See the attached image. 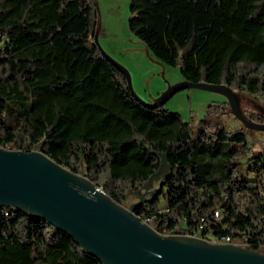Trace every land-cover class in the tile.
Listing matches in <instances>:
<instances>
[{
  "label": "trees",
  "instance_id": "trees-1",
  "mask_svg": "<svg viewBox=\"0 0 264 264\" xmlns=\"http://www.w3.org/2000/svg\"><path fill=\"white\" fill-rule=\"evenodd\" d=\"M70 5L82 25L65 34L66 43L79 56L88 51V70L99 65L103 86L81 105L71 99L68 63L40 4L0 0V148L39 151L119 206L143 188L163 154L169 171L135 216L164 236L228 239L261 253L264 150L252 153L240 122L231 129L220 121L228 103L209 105L213 123L194 127L164 105L137 101L98 50L95 0H58L55 9L66 13ZM129 13L130 33L184 81L264 100V0H131ZM240 113L263 125L260 115ZM0 264L101 263L45 221L4 207Z\"/></svg>",
  "mask_w": 264,
  "mask_h": 264
},
{
  "label": "water",
  "instance_id": "water-1",
  "mask_svg": "<svg viewBox=\"0 0 264 264\" xmlns=\"http://www.w3.org/2000/svg\"><path fill=\"white\" fill-rule=\"evenodd\" d=\"M106 59L123 74L130 94L143 103L135 96L127 72ZM188 88L224 95L231 113L245 128L264 132V126L245 119L232 90L222 85L183 80L146 105L163 106ZM164 165L168 169L163 177L169 166L160 154L159 168L146 184L158 178ZM143 202L124 209L85 177L73 174L39 151L0 148V208L22 210L45 221L101 264H264V254L234 245L157 233L133 213Z\"/></svg>",
  "mask_w": 264,
  "mask_h": 264
},
{
  "label": "rangeland",
  "instance_id": "rangeland-1",
  "mask_svg": "<svg viewBox=\"0 0 264 264\" xmlns=\"http://www.w3.org/2000/svg\"><path fill=\"white\" fill-rule=\"evenodd\" d=\"M42 8L46 19L51 41L68 63L70 76L69 96L81 105L82 100L103 86L102 71L99 65L93 71L88 70V61L84 51L80 56L72 50L65 40L68 31H76L82 25V19L75 14L73 5L63 13L55 9L58 0H35ZM131 0H95L98 17L96 29V43L100 54L106 56L115 64L121 66L128 74L133 92L145 104H152L171 86L183 81L179 68L164 66L154 60L129 31L127 21ZM73 14V15H72ZM238 109L243 112H253L263 118L264 126V100L245 93H234ZM226 102L224 95L204 89L188 88L177 92L165 104V109L179 114L184 121L192 126L202 124L209 127L213 123L211 115L206 114L209 105H222ZM220 121L231 129L239 128V121L235 119L230 110L221 116ZM258 125V124H257ZM247 139L249 148L253 152L264 150V132L248 130ZM163 166L157 179L149 185L145 184L138 192H129L124 209H129L140 200L145 201L157 188L159 180L167 172ZM82 176V175H80ZM164 205L161 199L159 207ZM151 228L153 226L150 225ZM154 229V228H153ZM172 237L196 238L211 244H226L244 248L235 243H222L213 239H201L198 234L194 237L175 232ZM264 254V248L261 250Z\"/></svg>",
  "mask_w": 264,
  "mask_h": 264
},
{
  "label": "built area",
  "instance_id": "built-area-1",
  "mask_svg": "<svg viewBox=\"0 0 264 264\" xmlns=\"http://www.w3.org/2000/svg\"><path fill=\"white\" fill-rule=\"evenodd\" d=\"M143 223H145L146 225H149V226H150V225L153 226V224H152V223H153L152 220H145ZM225 241L228 242V239H226Z\"/></svg>",
  "mask_w": 264,
  "mask_h": 264
}]
</instances>
